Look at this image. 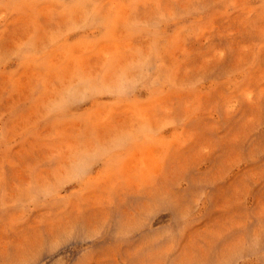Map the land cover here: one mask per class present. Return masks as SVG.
<instances>
[{
    "label": "rangeland",
    "instance_id": "1",
    "mask_svg": "<svg viewBox=\"0 0 264 264\" xmlns=\"http://www.w3.org/2000/svg\"><path fill=\"white\" fill-rule=\"evenodd\" d=\"M0 264H264V0H0Z\"/></svg>",
    "mask_w": 264,
    "mask_h": 264
}]
</instances>
